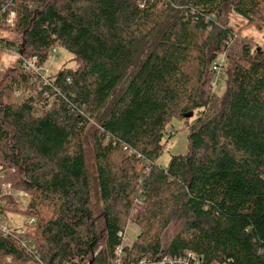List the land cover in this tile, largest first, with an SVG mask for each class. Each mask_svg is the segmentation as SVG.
Here are the masks:
<instances>
[{
  "label": "trees",
  "instance_id": "trees-1",
  "mask_svg": "<svg viewBox=\"0 0 264 264\" xmlns=\"http://www.w3.org/2000/svg\"><path fill=\"white\" fill-rule=\"evenodd\" d=\"M227 7L264 29V0H0V53L43 65L60 46L76 63L48 85L19 63L0 71V181L28 198L24 209L2 198L0 213L35 219L24 235L0 227V264H264V45L219 25ZM222 53L233 61L218 95ZM173 119L188 151L162 167Z\"/></svg>",
  "mask_w": 264,
  "mask_h": 264
},
{
  "label": "rangeland",
  "instance_id": "rangeland-1",
  "mask_svg": "<svg viewBox=\"0 0 264 264\" xmlns=\"http://www.w3.org/2000/svg\"><path fill=\"white\" fill-rule=\"evenodd\" d=\"M169 21L170 19H168L167 23ZM219 25L220 26L227 25L233 32L238 31L240 36L250 41H253L258 46L264 45V29H259L255 24H247L245 19H243L241 16L231 11L229 7L225 8L223 17ZM3 35H8V34L3 33ZM54 49L55 52L54 51L50 52L47 62L45 64V68L48 71L47 72L48 79L54 78L57 72L63 68L72 69L76 67V63L73 60V56L71 53H69L66 49L60 46ZM17 55L18 54L16 52H10V51H4L3 53H0V71H3V73H5L9 68H13L17 66L19 63V59ZM232 61L233 59L231 58V61H229V65L228 66L226 65L228 69L227 72L225 66L222 71L221 78L218 80L216 86V93L218 95H222L225 91L226 82L228 80L229 72L232 66ZM125 81L126 80H124V82L120 86H123ZM103 113L104 111L102 110L100 112V115H102ZM193 118L194 116L192 115L190 119ZM95 127H97L96 120L91 119L90 123L87 125L82 135V142L86 157V170L89 179L92 212L93 215L97 217L96 228L99 232V235H101L102 227H103L102 220L101 218H99L101 212V202L99 199V187L97 183L94 152H93V134ZM187 133L188 131L186 129V125L184 124V121L178 119H173L171 121V124L167 129V134L168 136L171 135L172 136L167 141H166L167 135H164L162 139V141L166 143L164 145L163 151L157 158L158 165L162 167H166L172 155L185 154L188 151ZM1 172L3 171H1L0 169V173ZM3 183H7V182L0 181V191L2 190ZM7 196H11V195H0V202L2 198H4L3 203L6 202V200L7 201L10 200ZM14 200L16 201V206L18 207V209L19 208L24 209L27 204L28 198L26 196L21 198L14 197ZM5 215L6 217H4L3 219L5 220L4 223L5 225H7V228L13 230L19 235H24L18 232L23 228L25 229V232L27 231V226L24 225L23 223L27 219L23 218L18 214L11 212H7ZM180 226L181 225L179 223L173 222L164 230L161 236V244L163 248L169 243L173 235L179 230ZM139 230H140L139 227L135 223L129 221L126 225V234L123 243L130 245L133 242L134 238L139 233ZM97 250H99V248Z\"/></svg>",
  "mask_w": 264,
  "mask_h": 264
},
{
  "label": "built area",
  "instance_id": "built-area-1",
  "mask_svg": "<svg viewBox=\"0 0 264 264\" xmlns=\"http://www.w3.org/2000/svg\"><path fill=\"white\" fill-rule=\"evenodd\" d=\"M15 20H16L15 12L10 11L7 15L5 23H6V25L13 27L15 24ZM52 51L55 52V49H52ZM17 56L19 59V66L21 67V69L23 71H25L26 73L31 75L32 80L38 79L40 82L43 83V85L50 84V79H48V76H47L48 71L45 68V64L47 61L43 65H38L36 62V57H32L30 59H23L22 57L19 56V54ZM226 61H227V58H226L225 54L222 53V54H219L215 58V60H213L210 64V68L214 74L213 78L211 80L212 92L216 91V86H217L218 80L221 78L222 71H223L224 67L226 66ZM3 175H4L3 172H1L0 178H2ZM0 195H11L15 198H21V197L26 196V194L24 192L12 189L10 183H3L2 184V190L0 191ZM4 217H6V215H2L0 213V227L4 232L9 233L12 230L7 228V225H5V223H4L5 220L3 219ZM34 222H35V219L30 218V219H27L23 223H24V225L27 226L29 224H33ZM18 233L24 234L25 229L24 228L21 229ZM22 241H25L24 238H22ZM117 252L118 253L120 252L119 248H118Z\"/></svg>",
  "mask_w": 264,
  "mask_h": 264
},
{
  "label": "water",
  "instance_id": "water-1",
  "mask_svg": "<svg viewBox=\"0 0 264 264\" xmlns=\"http://www.w3.org/2000/svg\"><path fill=\"white\" fill-rule=\"evenodd\" d=\"M191 116H192V113H187V114L184 115V118H185V119H188V118H190Z\"/></svg>",
  "mask_w": 264,
  "mask_h": 264
}]
</instances>
